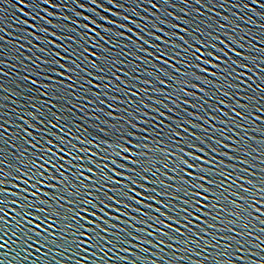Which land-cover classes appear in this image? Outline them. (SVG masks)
Listing matches in <instances>:
<instances>
[{"label": "water", "instance_id": "1", "mask_svg": "<svg viewBox=\"0 0 264 264\" xmlns=\"http://www.w3.org/2000/svg\"><path fill=\"white\" fill-rule=\"evenodd\" d=\"M28 2L29 0H25V3ZM32 2L39 3L40 6L25 7L19 3V0H0V161H2L0 168L13 174L0 176V179L12 180L16 175L15 167L19 165L21 153L25 150L28 153L36 150L43 153L49 147L47 140H52L56 144L57 137L62 136L66 142L70 140L77 148L91 149V153L77 152L71 144L61 145L74 156L84 157L82 161L73 160L72 164H84L87 167L91 166L90 155L93 160L99 162L100 157L112 153L120 135L117 129H126V121L131 120L136 123L139 129L147 128L148 133L138 131L137 134L149 135L150 146L156 147L153 125L163 119L164 125L171 123L172 127L176 128V121L179 119L188 129L178 138L179 147L172 146L171 140H166L161 147L171 146V150L177 153L179 148L191 151L184 143V138L188 137L189 143L200 144L199 139L190 135L195 133L213 147L220 148L218 153H207L205 159L215 155L217 161H224L220 167L232 173L231 180H225V186H231L228 191L223 192V197L227 199L220 198L218 201H213L218 203L219 207L208 209L211 214L202 217L207 221L206 224L190 216L189 219L193 222L188 228L191 231L182 225H174L180 227V233H184L183 235L152 220L151 216L155 213L150 209H144L150 212L149 217H141L131 209L114 205L121 207V212H127L128 216L121 215L119 221L111 219L110 223L127 228L128 232L139 239H132L123 233L119 240H113L108 236V240H113L111 244L105 243L103 249H90L89 252H83L75 245L69 246L66 242L59 241V238L56 244H52L49 240L46 248L34 243L39 239L35 236L33 241H29L33 244L32 248H27L21 241L12 244L11 241L16 237H11L10 240L9 236L11 232H16L17 228L14 226L15 221L11 220L15 213H10L7 218L10 220L8 225L10 231L9 235L4 237L8 240V244L4 249H0V264H264V232L261 231L264 224L253 218L258 215L257 213L253 212L249 216L229 203L231 200H236L237 204L249 207L251 201H241L239 195L247 196L250 193L243 192L239 185L242 184L243 188H250L255 192L254 185L264 181V131H261L264 129V99H261L264 97V91H261L264 89V71H261L264 69V7L260 6L264 4V0H260V4L255 0H200L199 3L197 0H187V2L185 0H115V3L112 0H96V3L92 0H52L58 5L57 7H50L44 4L43 0H32ZM80 4L83 7H80ZM21 8L23 12L20 11ZM104 17H107V20L103 19ZM46 20L51 23H46ZM92 20L96 23L92 24ZM85 24L88 25L87 29L82 27ZM177 24L180 26L179 29L172 27ZM93 28L95 32L91 31ZM161 28L163 32L159 31ZM184 28H188V33L181 31ZM85 32L87 36L81 40ZM173 32H178L184 40L171 36L170 33ZM53 33L56 35L53 36ZM120 33L123 35H119ZM68 36L73 39L71 41L66 39ZM157 36H162L171 43L165 45L155 39ZM196 39L203 40L206 44H215V49L206 47L202 51L214 52L215 56L221 57V60L217 61L212 56L205 55L204 59L211 60L212 64L201 65L202 68H208L209 73H217L215 77L207 73H199L206 77V80L214 83L198 82L205 91L200 92L188 87L187 91L194 95L184 96L179 91V86L172 84L166 75L157 73L160 79L168 81L172 87L166 88L163 94L154 91L153 89L165 88V85L159 84L151 73L166 66L155 59V55L159 53L151 45L171 47L175 52L181 53L176 59H182L184 41L192 44ZM53 41L55 43H52ZM176 44L182 47L175 48ZM81 45L87 47L89 52H96L97 55L107 59L97 60V67H92L90 61L94 58L91 55H88L87 60L79 56ZM66 48L69 52L77 53L68 61L63 59L68 55L65 52ZM220 49H223V52ZM56 52L60 55H54ZM225 52L227 56L224 55ZM162 59H168L169 63L174 62L171 57H162ZM72 60L76 63L73 64ZM217 63L221 64L220 68L213 66ZM242 65H247V68ZM176 66L182 71L186 70L182 64ZM66 68H72L74 71L68 72ZM101 68L104 71H100ZM167 70L172 71L171 68ZM60 72H64L65 75L60 76ZM68 76L72 79L69 80ZM179 79L183 80L184 77ZM88 80L92 83L88 84ZM97 84L100 85L99 88L93 87ZM250 97L253 99H249ZM185 99L189 101L188 104L181 103ZM158 100L162 103H157ZM220 100H223L224 104H219ZM239 105H249V107L244 109ZM233 109L235 112H240L244 118L236 116ZM157 110L172 119L160 117ZM256 117L260 119L257 120ZM143 120H148L149 123L144 124ZM49 121L55 127H52ZM164 133H168L167 127L164 128ZM164 138L161 136V139ZM215 140H220L223 145L230 147H222L214 143ZM87 141L99 143L101 148L94 147ZM104 141L108 144H104ZM138 142L133 140V144ZM31 144H36L37 149L31 148ZM103 148L107 150L104 151ZM234 149L240 150L234 151ZM52 150L57 151L55 147ZM221 152H229L237 159L229 160ZM196 154L201 155L199 152ZM28 158L32 157L29 155ZM187 158L185 156V159ZM68 159L70 157L66 156L65 160ZM170 168L162 169L157 174V179L164 180L167 184L174 183L167 179L174 175ZM65 169L69 170L65 174L70 177H74L77 171L67 163ZM80 170L84 171V169ZM52 174L58 175L54 172ZM84 174L87 176V171H84ZM249 180L253 183L249 184ZM46 183H55V181L48 180ZM3 187L15 191L9 183L4 184ZM149 187H157L159 190L162 186L156 184ZM44 191L53 190L44 188ZM140 191L142 190L137 188V192ZM232 192L239 195L233 196ZM58 194L66 196V200L60 203L67 207V199L71 197H68L67 192L62 188ZM11 199L16 197L9 196L8 200ZM41 199L47 197L42 196ZM146 203L153 204V208L161 207L164 211L161 205L153 201ZM178 203L173 201L174 205ZM42 206L48 207V205ZM256 207H260L264 212V204H258ZM230 211H236L241 215L232 216ZM217 214L219 219H214ZM116 215L119 214L111 210V216ZM244 217L246 219H243ZM105 218L109 219V217ZM160 218L165 223L170 222L163 215ZM16 219L19 220L20 217L17 216ZM261 219H264V216H261ZM243 223H247L248 227L244 228ZM157 229H163L168 235L159 234ZM17 234L20 235L19 232ZM233 236L235 239H231ZM125 240L130 242L125 243ZM38 247H40L39 252L36 251ZM25 255L28 256L27 260L23 259ZM85 256L87 260H84ZM241 256L244 258L243 261L239 259Z\"/></svg>", "mask_w": 264, "mask_h": 264}, {"label": "snow or ice", "instance_id": "2", "mask_svg": "<svg viewBox=\"0 0 264 264\" xmlns=\"http://www.w3.org/2000/svg\"><path fill=\"white\" fill-rule=\"evenodd\" d=\"M44 4L49 5L50 7H57L58 5L54 4L52 0H43ZM93 3H96V0H92ZM115 3V0H112ZM187 2V0H185ZM199 3L200 0H197ZM257 4H260V0H255ZM20 4H23L25 7H39V3H33L32 0H29L28 3H25V0H19ZM83 7L82 4L79 5ZM155 6V5H153ZM261 7H264V4H260ZM23 12V8L20 9ZM45 11H47L45 9ZM52 15V13H48ZM37 15H39L37 13ZM35 19V17H34ZM103 19L107 20V17ZM127 19V18H125ZM46 23H51V21L46 20ZM22 23H27V21H22ZM92 24L96 22L91 21ZM115 23V21H111ZM87 29L88 25L85 24L82 26ZM121 27H124L121 25ZM172 27L179 29L180 26L173 25ZM35 28V24H33ZM47 31V29H42ZM95 32V29H91ZM131 31V29H129ZM160 32H163V29H159ZM181 31L188 33V28H184ZM53 36L56 33L52 34ZM119 35H123L120 33ZM171 36H176L180 40H184L183 36H180L178 32L170 33ZM84 36H87V33H83L81 40ZM68 40H72L73 37H66ZM142 39V38H141ZM156 40L161 41L163 44L168 45L171 42L163 39L162 36L155 37ZM52 43H55L54 41ZM159 55H155V59L160 61L166 67H161L156 71L152 72L151 75L155 76L158 83L165 85V88L153 89L158 91L161 94L164 93L166 88L172 87V84L179 86V91L184 96H191L194 93L188 92L187 88H195L200 92L205 90L200 87V83H214V81L206 80V77L201 76L199 73H207L212 76H217L216 72L209 73V69L204 67L202 64H212L211 60L204 59V56H212L215 60L220 61V56H215L214 52L205 53L202 49L206 47L216 48L215 44H206L205 41L196 39L194 43L188 44L187 41H184L183 46V57L182 59H176V57L181 56L180 52H175L171 47L162 48L160 44L151 45ZM180 44H176L175 48H181ZM108 51V50H105ZM223 52V49H220ZM65 52L68 55H65L63 59L65 61L70 60L71 56L77 55L76 52H69V49H65ZM233 52L235 50L233 49ZM54 55L59 56L60 53L56 52ZM88 55H91L94 59L90 61L91 66L97 67V60H106L107 57L99 56L96 52H89L87 47L81 45V51L79 56H83L85 60L88 59ZM153 55V53H149ZM227 56V53H224ZM236 55H242V53H236ZM162 57H171L174 61L169 63L168 59H162ZM73 64L76 63L75 60L71 61ZM58 63V61H54ZM226 63V61L224 62ZM182 64L184 69L178 68L176 65ZM216 68H220L221 64L217 63L213 65ZM61 67H65L61 65ZM78 67V66H77ZM242 67L247 68V65H242ZM171 68L172 71L169 72L167 69ZM195 69V70H193ZM104 71L103 68L99 69ZM111 69H109L110 71ZM49 71H55V69H49ZM66 71L72 72L74 69L66 68ZM264 71V69H261ZM157 73H161L168 77V80L172 82L169 84L168 81L160 79ZM60 76H64V72L59 73ZM90 76L91 73L89 72ZM179 77H184L183 80ZM69 80L72 79L71 76L67 77ZM98 79H104V77H97ZM51 79V77H49ZM196 81V82H194ZM35 83V82H33ZM88 84H91L92 81L88 80ZM145 83H151V81H145ZM71 87V85H69ZM93 87L99 88L100 85H94ZM261 91H264L262 89ZM228 95V93H223ZM94 95H99V93H94ZM135 95V94H133ZM174 95V93H173ZM170 98V97H168ZM249 99H253L250 97ZM264 99V97H261ZM157 103H162L157 101ZM181 103L188 104V100H182ZM219 104H224L223 100L219 101ZM239 107L247 109L249 105H239ZM222 111V109H218ZM139 111V109H137ZM160 117H165L169 120L172 117H166L164 112H159ZM170 111H173L170 109ZM261 111V109H257ZM233 112L236 116H241L244 118L240 112ZM147 115V113H145ZM223 115H228L223 113ZM111 116V113H109ZM215 119V117H210ZM255 119L259 120L260 117ZM43 122V121H41ZM51 125V121L48 122ZM144 124H148V120H143ZM191 123V121H188ZM222 123H227V121H222ZM126 129H117V132L120 135L115 142V147L112 149V153L109 156L100 157L99 162L93 160L91 155L89 157V165L85 166L84 164H72L73 160H83V156H74L72 152L67 151L66 147L61 145L71 144V141H65L64 138L57 137L58 143L54 144L52 140H47L46 143L49 145L48 148L44 150L43 153H40L39 150L28 153L25 150L21 153V158L19 165L15 167L16 175L13 176L12 180L0 179V249H4L8 244V240H5L4 237L9 235V223L10 220L7 219L10 213H15L11 217V220L15 221V227L17 228L16 232H11L9 239L11 237H16L15 240H12V244H17V241L23 242L27 248H32L33 244L29 241H33V236L38 237L39 239L35 240L34 243L40 245V247H47V242L50 240L52 244L57 243V238L59 241L66 242L69 246L75 245L76 248L80 249L83 252H89L90 249H103L104 244H111L113 240H119L121 234L131 237L132 239H139L137 236H133L131 232L127 231V228L120 227L117 224H111L110 220L115 219L120 220V216H128L127 212H121V207L128 208L136 213H139L141 217H149L150 212L144 211V209H150L155 215L151 216V219L158 224L164 225L165 228L180 233V227H174V225H182L188 231L191 229L188 228V225L192 224L193 220H190L189 217H193L194 220L200 221L201 223L206 224L207 221L203 220L202 217H207L211 213L208 211L210 208L219 207L218 203H213V201H218L220 198L227 199L223 197V192L228 191V188L231 185L225 186V180H231L232 173L227 172L220 167L221 164H224V161H217L216 156H211L210 159H205L207 153H218L220 148L213 147L211 143H208L206 140L201 139L195 133H191V137L200 140V144L189 143L188 137L184 138V143L187 148L191 151H185L184 148H179V152H173L171 146L168 148L161 147L166 140L172 141V146L179 147L182 132H187L188 129L184 127V124L177 119L176 128L172 127V124L164 125V120L160 119L156 124L153 125L154 137L156 139V147H151L149 140V135L139 136L138 131L148 133V129H139L136 123H133L131 120L126 121ZM55 127V125H51ZM195 127H200V125H194ZM115 127V125H113ZM168 128V133H164V128ZM240 127V125H237ZM179 129V130H177ZM103 131V130H102ZM206 131V130H205ZM264 131V129H261ZM223 132V130H221ZM31 135V133H27ZM161 136H164V139H161ZM79 139V138H77ZM139 141L138 143L133 144V140ZM211 139V138H209ZM84 143V141H80ZM89 144H93L94 147L101 148V144L94 141H87ZM214 143L220 144L222 147H230L229 145H223L222 141L215 140ZM104 144H108L107 141H104ZM31 148L37 149L36 144H31ZM53 147L57 149L56 152H53ZM71 147L77 152L88 151L91 153V149L77 148L75 144H71ZM111 147V145H109ZM207 148V151H206ZM116 149H119L118 151ZM102 150L106 151L107 148ZM240 149H234V151H239ZM199 152L201 155H197ZM225 157H228L229 160L237 159L236 156H232L229 152H221ZM32 158L29 159L28 156ZM70 157V159L65 160V157ZM185 156L188 158L185 159ZM119 157V160H117ZM170 157H175V159H170ZM245 163L247 161H244ZM2 163V161H0ZM65 163L71 165L72 168L77 169L74 174V177L66 175ZM129 165H132L131 167ZM160 165V167H157ZM171 165V168H170ZM229 167H235V165H229ZM170 170L174 175L167 177V179L172 180L174 183L167 184L164 180H158L157 174L161 172L162 169ZM84 169L87 171L88 175L85 176ZM247 171V169H245ZM58 173V175L52 173ZM48 173V175H46ZM111 173V174H109ZM166 175V173H164ZM12 172H5L3 168H0V176H12ZM137 177H139L137 179ZM243 179V177H238ZM48 180L55 181V183H46ZM9 183L12 185V188L15 191L10 190L7 187H3L4 184ZM234 183V181H233ZM249 184H252V181H248ZM159 184L162 187L158 190L157 187H149V185ZM22 185L24 187H22ZM59 186V188H58ZM243 189V192L250 193V195H239L236 192H232L233 196L239 195L241 201H251L249 207H244L243 204H237L236 200L229 201L230 204L234 206L235 209H241L243 213H247L249 216L253 212L258 215L253 218L259 221L261 224H264V219H261V216H264V212L261 211L260 207H256L258 204H264V181L259 182L257 185H254L255 192L250 188H243V185H239ZM44 188L52 189L53 191H44ZM63 189L67 192V196L71 199H67V207L65 204L60 203V201H65L66 196L58 194L60 189ZM137 188H140L142 191L137 192ZM31 189V191H30ZM170 189V190H165ZM149 193L145 195V193ZM154 193V194H153ZM16 197V199L8 200V197ZM47 197V199H41V197ZM31 197V199H29ZM140 197V199H137ZM159 197V199H158ZM146 201H153L156 204L162 206L164 211L161 210V207L153 208V204L146 203ZM173 201L179 202L174 205ZM52 202H55L53 204ZM42 205H48V207H43ZM114 205H119L121 207H114ZM134 205H140V207H133ZM19 209V211H17ZM251 209V211H250ZM111 210H114L119 215L115 217L111 216ZM223 211V208H221ZM175 213L171 215L170 213ZM163 215L169 223H165L160 217ZM230 215L239 216L241 213L236 211H230ZM19 216L20 219L17 220L16 217ZM105 217H109L106 219ZM214 219H219V214H217ZM136 219V217H132ZM243 219H246L244 217ZM147 223V221H143ZM127 223V221H125ZM235 223V221H233ZM242 226L247 228V223H243ZM129 227H135L134 225H129ZM151 227V225H149ZM209 227H215V225H209ZM54 229V231H50ZM136 231H142V229H136ZM229 231H234V229H229ZM264 232V228L261 229ZM20 233L18 235L17 233ZM157 232L161 235H168L167 232H164L163 229H157ZM183 235L184 233H180ZM251 235V233H247ZM152 235V233H148ZM111 236L113 240H108L107 237ZM235 239V237H231ZM125 243L130 241L125 240ZM150 243V241H149ZM163 243V241H161ZM83 246V247H82ZM229 247L231 245H228ZM40 247L36 248V251H40ZM127 251V249H125ZM147 251V249H145ZM23 259L27 260L28 256L25 255ZM126 259V258H123ZM183 259V258H181ZM243 261V257H239ZM84 260H87V257H84Z\"/></svg>", "mask_w": 264, "mask_h": 264}]
</instances>
